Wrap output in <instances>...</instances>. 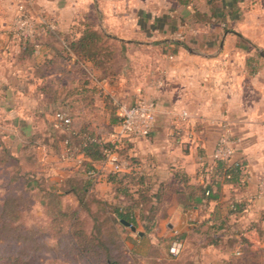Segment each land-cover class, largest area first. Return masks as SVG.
<instances>
[{
	"label": "crops",
	"instance_id": "0c3cea01",
	"mask_svg": "<svg viewBox=\"0 0 264 264\" xmlns=\"http://www.w3.org/2000/svg\"><path fill=\"white\" fill-rule=\"evenodd\" d=\"M17 1L0 0V132L14 152L33 155L36 177L54 189L79 167L59 155L55 110L69 115L71 129L104 135L120 105L153 98L149 136L117 148L122 172L142 179L133 189L146 187L156 205L151 231L139 209L135 230L124 225L130 246L162 243L170 254L180 237V256L193 264H264V18L254 13L264 0H24L34 17L57 27L34 50L11 32ZM91 13L95 27L124 46L106 72L67 45ZM84 77L93 91L84 90ZM225 121L245 179L213 185L205 200L199 188L212 179L211 153ZM94 164L101 171L94 192L115 198L110 167ZM233 201L244 203L241 212Z\"/></svg>",
	"mask_w": 264,
	"mask_h": 264
},
{
	"label": "trees",
	"instance_id": "16d2710c",
	"mask_svg": "<svg viewBox=\"0 0 264 264\" xmlns=\"http://www.w3.org/2000/svg\"><path fill=\"white\" fill-rule=\"evenodd\" d=\"M16 39L26 47H31L34 50L35 44H39L40 37L35 39L20 37ZM120 44L123 48V43L97 29L91 19L81 21L80 35L67 40L68 47L81 60L91 62L94 68L104 72L108 71L107 69L113 63L115 50H118ZM81 84L84 90L93 91L89 86L90 80L87 77L82 78ZM60 111L64 110L58 109L54 113ZM119 122L120 117L117 111L110 122L111 126L107 128L104 135L74 129L62 130L63 134H59L58 131L61 130L52 128L53 135L57 140L61 139L63 143L67 140V146H70V150H81L86 157L82 164L76 168L75 175L64 178L54 189L49 186L45 177L42 175L36 177L38 167L34 166L33 155L30 152H14L10 146L6 145L3 140L4 134L0 132V167H14L19 176L17 178H24L23 183H35L45 213L49 215L52 222L57 223L58 232H63V228L58 223L64 224V220L68 218V223L64 224L65 227L62 225L65 228V236L69 238L73 250L83 261L87 260L86 255L90 253L96 256L98 260L101 259L105 264H133L127 257L124 242L117 234L113 223H119L124 227L121 222V220H124L136 226L134 211L139 209L138 219L142 222L146 232L151 231L155 224L156 205L152 203L151 195H149L146 187L140 186L133 189L132 186L140 185L142 179L132 172H108L107 178L113 184L115 198L105 200L94 192L93 184L95 182L88 173L97 169L94 160L102 161L104 157L102 150L108 145L105 138ZM76 140L78 144H75ZM83 143H85L84 146ZM61 153L62 151L59 155ZM240 161L243 163L242 160ZM210 174L212 175L211 181L205 182L199 188L200 194L205 200L214 197L212 194L213 185H220L224 182L243 184L245 175L238 170L236 165L221 160L214 161V165L210 168ZM118 195H121L122 198L117 199ZM20 198L9 193L5 195L0 203V242L15 239V243H17L21 237L29 238L31 242L29 249L34 250L36 228H31L26 235L22 234L17 228L19 224L16 222L20 219ZM93 204L97 205L94 212L91 210V208H94ZM230 205L233 211L241 212L244 203L233 201ZM85 211L93 215L92 228L101 227V229L108 231L106 240L97 241V235H91V232L89 234L78 226L82 223L79 215ZM104 224L106 225L104 226ZM14 234L16 236H12ZM95 240L96 242H94ZM174 240H180V237ZM98 248H100V253ZM133 251L134 249L131 252ZM6 260L4 264H18V262L10 263L9 260L23 261L21 258L12 255L7 256Z\"/></svg>",
	"mask_w": 264,
	"mask_h": 264
},
{
	"label": "rangeland",
	"instance_id": "374dc122",
	"mask_svg": "<svg viewBox=\"0 0 264 264\" xmlns=\"http://www.w3.org/2000/svg\"><path fill=\"white\" fill-rule=\"evenodd\" d=\"M262 2L264 3V1ZM254 13L264 18V4ZM90 15L91 20L96 22V15L93 13ZM44 34L48 35V32ZM259 43L263 44L261 46L264 49V33ZM17 177L19 176L16 168L11 166L0 167V203L5 195L9 193L21 197L19 201L20 219L16 222L19 224L17 228L25 235L29 233L31 228H36L35 248L34 250L29 249L31 242L29 238L25 239L24 237L19 238L17 243H15V239L0 242V264H4L7 261L6 257L10 255L23 260L22 262L9 260L10 263L18 262V264H105L101 259L98 260L96 256L90 253L86 255V261L81 260L73 250L71 241L65 236L64 227L68 223V218L64 220L65 225L58 223L63 228V232H58L57 223L52 222L49 215L45 213V208L38 197L39 191L35 188V183H23L24 178L19 179ZM93 205L95 209L91 208L92 212L96 210L97 206L96 204ZM92 217L93 215L86 211L80 213L79 218L82 223L78 226L89 234L91 232V235H97V241L106 240L108 231L101 229V227L92 228L94 223ZM113 224L120 239L124 242L127 257H129L133 264H193L187 257L180 256V253L176 256L167 253L162 243L150 247V245L143 242L140 243L139 251L136 249L131 252L133 247L130 246V238L132 236L129 235V231L119 223L115 222ZM98 251L99 253L101 252L100 248H98Z\"/></svg>",
	"mask_w": 264,
	"mask_h": 264
},
{
	"label": "built area",
	"instance_id": "2783aa9c",
	"mask_svg": "<svg viewBox=\"0 0 264 264\" xmlns=\"http://www.w3.org/2000/svg\"><path fill=\"white\" fill-rule=\"evenodd\" d=\"M10 29L14 37L26 39L39 38L45 32L53 34L57 32L54 21L34 17L28 10L24 0H18L16 2L15 14L12 18ZM35 46H38V44H35ZM169 58H172V56L170 55ZM118 114L120 122L105 138V142L108 145L102 150L104 156L102 162L103 164H107L112 172H122L125 168L124 162L119 158L117 153L119 144L125 138L149 136L155 119L156 104L153 98L141 96L130 104L120 105L118 107ZM187 117V112L182 111L180 118L186 119ZM53 126L59 130L69 131L71 129V118L64 111L57 112L55 113ZM221 127V131L211 153L212 160H221L228 164H234L241 173L245 174V164L235 156L238 139L231 132L230 124L227 121ZM67 145V140H65L60 157L76 160V164L80 166L86 158L84 152L81 150L72 151L70 150V146ZM82 145L84 146L85 143ZM88 175L93 178L94 182H97L101 177V171L97 168L96 170L90 171ZM181 247L182 244L179 240L173 241L169 250L171 255L176 256L180 252Z\"/></svg>",
	"mask_w": 264,
	"mask_h": 264
},
{
	"label": "water",
	"instance_id": "95a60500",
	"mask_svg": "<svg viewBox=\"0 0 264 264\" xmlns=\"http://www.w3.org/2000/svg\"><path fill=\"white\" fill-rule=\"evenodd\" d=\"M121 222L126 225V226H129L132 230H135V227L133 225H131L130 223L124 221V220H121Z\"/></svg>",
	"mask_w": 264,
	"mask_h": 264
}]
</instances>
